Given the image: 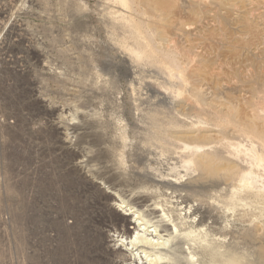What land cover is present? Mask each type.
Segmentation results:
<instances>
[{"label":"rangeland","instance_id":"374dc122","mask_svg":"<svg viewBox=\"0 0 264 264\" xmlns=\"http://www.w3.org/2000/svg\"><path fill=\"white\" fill-rule=\"evenodd\" d=\"M262 1L225 0L226 29L215 32L223 43L206 52L216 57L224 70L249 75L250 86L255 78L262 81L264 77V53L256 50L254 40L256 34L264 39V11L258 7ZM112 9L105 0H0V119L12 122V129L39 130L49 138L36 152L28 142L32 137L0 136V141L4 138L8 142L5 146L11 147L9 153H0L4 172L11 180L2 179L0 196L5 197L12 187L21 199L0 202V216L16 214L12 226L0 222V264H28L27 226L37 229L36 218L42 207L48 226L44 254L54 260L52 264H61L60 257L63 264H89L90 230L103 216L96 209L99 195L93 191L92 181H108L109 175L115 174L123 183L116 192L137 190L141 185L138 181H151L143 176V165L136 166L131 157L141 150H151L152 158L164 164L160 170H166L169 164H181V156L175 151L163 156L147 145L163 138V132L151 121L152 115L178 120L171 102L174 89L169 88L162 72L152 67L138 71L128 61L121 47L125 30L111 14ZM205 29L207 35L214 31V27ZM193 45L204 51L199 40ZM209 99L207 103H222ZM204 102L201 99V104ZM198 108V114H206L202 106ZM7 129L0 122V130ZM156 144L162 147L161 142ZM27 148L31 150H24ZM39 153L42 159L37 160ZM18 166L27 168L26 181H39L26 182L27 191L38 190L37 197L30 191L33 202L28 203L30 197L25 193L22 196L20 182L15 183ZM257 186L262 189L264 183ZM189 193L193 205L201 204V215L206 217L200 233L191 236L196 241V264H218L216 255L232 253L251 264H264V198L230 202L222 191ZM12 208L20 210L16 213ZM213 210L210 220L208 214ZM30 213L34 214V224L29 220ZM60 214L65 225L62 236L57 223ZM201 215L195 217L196 221ZM54 240L57 246L52 249ZM31 255L30 264H40L39 258ZM178 256L183 261V256Z\"/></svg>","mask_w":264,"mask_h":264},{"label":"bare ground","instance_id":"6f19581e","mask_svg":"<svg viewBox=\"0 0 264 264\" xmlns=\"http://www.w3.org/2000/svg\"><path fill=\"white\" fill-rule=\"evenodd\" d=\"M105 1L113 6L111 14L125 30L121 47L128 61L138 71L152 67L162 72L169 88L174 89L171 102L175 104L178 120L152 115L151 121L163 132L162 140H158L162 147H158L156 140L147 145L163 156L175 151L181 156V164H169V168L160 170L159 166L164 164L152 158L151 150H141L131 157L136 166L143 165L141 172L151 181H138L141 185L137 190L116 192V187L123 183L115 174L106 177L108 181H92L93 191L99 195L96 209L103 216L93 222L90 230L89 264H193L197 253L196 241L191 236L200 233L206 217L201 215V204L193 205L189 192L222 191L224 199L230 202L264 198V187L257 186L264 183V104H260L264 102V77L262 81L255 78L250 86L249 75L224 70L216 57L206 53L209 47L222 41L215 32L226 29L225 0H183L185 5H179L182 0ZM258 7L264 11V0ZM206 27H214V31L207 35ZM197 40L203 44V52L193 45ZM254 40L256 50L264 53L263 37L256 34ZM209 98L222 103H207ZM201 99L207 106L201 104ZM257 99L262 100L257 103ZM198 106L203 107L205 115L198 114ZM90 134L93 137L94 133ZM40 194L43 205L44 191ZM17 195L10 187L5 197L0 196V202L15 201ZM17 210L16 213L20 208ZM214 210L208 219L214 218ZM198 214L201 216L196 221ZM37 217V229L27 226L25 256L28 264L34 257L32 253L40 264H52L54 260L44 254L48 226L43 207ZM63 218L61 214L57 218L61 236L65 229ZM29 220L32 224L36 222L34 214H29ZM56 246L54 240L50 247ZM63 251L61 244L60 252ZM178 254L183 261H179ZM232 254H218L215 261L251 264L246 258ZM59 261L63 264L61 257Z\"/></svg>","mask_w":264,"mask_h":264},{"label":"built area","instance_id":"2783aa9c","mask_svg":"<svg viewBox=\"0 0 264 264\" xmlns=\"http://www.w3.org/2000/svg\"><path fill=\"white\" fill-rule=\"evenodd\" d=\"M0 122L4 124V126L8 127L9 129L7 130H0V136L2 137H9L10 135H19L20 137H32V140H28V142H30V144L32 143L33 145L30 147L31 149L35 148L34 151L38 152L40 151L39 148L42 149L43 147V143H48V137L45 135V132L43 131H39V130H33V131H18V130H15V129H12V127L14 126V124L12 122L9 123L8 120L4 121L3 119H0ZM1 137V138H2ZM3 140H1L0 142H2V145L0 146V153H5V152H10V149L11 147L9 146H5L8 144V142H6L4 140V138H2ZM31 149H24V150H31ZM24 150L22 152H24ZM40 156H42L41 153H39V155H36L35 158L37 160H40L42 158H40ZM6 168V166H4V162L2 161V158H0V182L3 181L2 179H4V181H11L8 177H7V174L4 172V169ZM27 168H25V166H18L17 167V174L19 175V179L15 180V183H18L20 182L19 185H21L20 189L21 190H24V192H20L21 195L23 196V193H25V197H30L33 199V194L30 192V191H35V196L37 197L38 196V190L36 188H32L30 191H27V184L26 182H29L31 184L33 183H38L39 181H26L27 179V176L28 174L26 173V170ZM39 178H40V175H39ZM14 181V180H13ZM26 185V186H25ZM1 186V184H0ZM26 192H30V193H27ZM6 193V192H5ZM40 198V197H39ZM28 199V198H27ZM26 199V201H27ZM21 200L20 197H19V193L18 195L16 196V199L15 201H19ZM29 200V199H28ZM38 200V199H36ZM15 201H12L11 203L15 202ZM4 216H0V222H4L3 225H6V226H12V220H13V217L14 215L13 214H9V213H5L3 214ZM5 220V221H4ZM5 234L4 235H8V231H5L4 232ZM7 238H9V236H7Z\"/></svg>","mask_w":264,"mask_h":264}]
</instances>
